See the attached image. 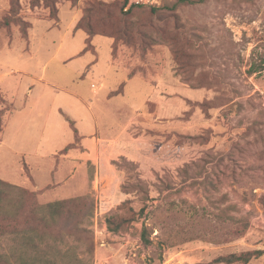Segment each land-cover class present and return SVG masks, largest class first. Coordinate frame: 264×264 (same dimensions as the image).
Segmentation results:
<instances>
[{
	"label": "rangeland",
	"instance_id": "rangeland-1",
	"mask_svg": "<svg viewBox=\"0 0 264 264\" xmlns=\"http://www.w3.org/2000/svg\"><path fill=\"white\" fill-rule=\"evenodd\" d=\"M174 1L0 0L12 260L26 248L28 264H264V0ZM131 4L143 7L124 14ZM111 16L125 34H110ZM69 142L86 153L49 179L71 148L49 153ZM64 200L46 227L40 206Z\"/></svg>",
	"mask_w": 264,
	"mask_h": 264
},
{
	"label": "trees",
	"instance_id": "trees-1",
	"mask_svg": "<svg viewBox=\"0 0 264 264\" xmlns=\"http://www.w3.org/2000/svg\"><path fill=\"white\" fill-rule=\"evenodd\" d=\"M196 1H203V0H176L173 2V4L171 5L172 9L175 8L178 4H182V3H194ZM127 4V2L125 1L124 2V5ZM133 7H143V5H140V4H131L127 10H126V13L124 14H130L131 10ZM52 8L54 10H56V7L55 5L52 6ZM124 8V6H123ZM150 10L153 14H156L157 13V10H158V7H154V6H150ZM113 16L109 17V20H108V25L110 26V30L111 31V35H113L114 33H123V30H126L127 31V24L129 23L126 19V17H124L122 20H121V23H123V27H119L117 25V23L112 19ZM162 21H165L167 19V17H162ZM78 28H81L80 25H77L75 27V29H78ZM87 34L90 35L92 34L90 29H87ZM105 32V31H103ZM101 32V33H103ZM100 33V34H101ZM137 34L139 36H142L141 35V32H138L137 30ZM133 41L131 37L129 36H126V42L129 43H135L136 42H131ZM70 122V125L73 129V132H74V138L77 139L78 138V131L75 127H73V123L71 121ZM1 131V130H0ZM74 147V143H69L68 145H66L62 151L63 152H66L69 148H73ZM102 164H103V161L100 160L99 161V167L101 168L102 167ZM3 186H6V187H10L12 186V188H15V186L13 185H8V184H5L3 182L2 179H0V239L2 236H5V235H13L14 238H19V240L21 239L19 237V233L20 231L17 229V225L20 223V220L16 217V214L15 213H11V212H8V211H3L2 208H3ZM16 189L18 190H21L23 195H28L29 198H31L32 196V193H28L26 192L25 190L21 189V188H17ZM72 202L74 200H68V201H55V202H50V203H47V204H44V205H41L40 208H42L44 210L43 212V215L41 216V220L45 223H47L46 227H48V223H49V220L50 219H53L55 221H58L60 218L63 217L64 215V211H68L69 208H68V203L69 202ZM31 205L28 203L27 206L25 208H29ZM30 211V210H29ZM46 211L48 213L51 214V216L49 214H46ZM108 225H109V228L111 230H117L119 228V226L117 225H113V223L110 221V219L108 220ZM143 236V239L145 238L144 237V234H142ZM23 241L22 243L26 244L27 246H34V241H33V238H32V235L30 234L29 231L25 230L24 231V235H23ZM35 247V246H34ZM92 247H90L88 249V251L90 253H92ZM260 253V251L256 250V251H244V252H240V253H231L227 256H224V257H219L220 259L219 260H222V261H226V262H236V261H243V262H247L249 259H250V256L253 255V254H258ZM12 257H13V260L9 257L8 254H6L5 252L1 251L0 250V264H28L29 262V258L31 257V255L26 251V248L25 249H15L13 250V253H12ZM32 260V258H31Z\"/></svg>",
	"mask_w": 264,
	"mask_h": 264
},
{
	"label": "crops",
	"instance_id": "crops-1",
	"mask_svg": "<svg viewBox=\"0 0 264 264\" xmlns=\"http://www.w3.org/2000/svg\"><path fill=\"white\" fill-rule=\"evenodd\" d=\"M12 115H13V113H11L10 115H9V118L8 119H10L11 117H12ZM8 119H7V121H6V123H5V125H4V129H2V131H1V140H0V144H2L3 143V134L7 131V125H8ZM78 131V130H77ZM79 132V131H78ZM80 134V133H79ZM87 134H81V136H82V138H81V145L82 146H84V144H85V142H87L88 140H90V137L88 136H86ZM88 135H93V134H90V133H88ZM70 143V142H69ZM67 144L65 143V145L64 146H66ZM64 146L63 145H61L60 147H59V149H57V150H55V151H53V152H48L49 154H53V153H56L57 151H59V150H61L62 148H64ZM77 150V151H76ZM86 153V150L85 151H81L80 149H74V148H71V149H69L66 153H64V154H62V158H60V162H61V165H59V168L57 169V170H53V174H52V172H50V171H48L49 172V179H51V177H53V178H55V179H59V177H63V176H65V174H66V168H67V170H68V168H72L73 167V165L75 164V163H78V160H80L79 158L80 157H82L84 154ZM43 158H44V156H43ZM45 158H46V154H45ZM48 162V164H49V161H47ZM2 171H3V173H5L6 171H5V168L3 167V169H2ZM71 171H73L72 169H71ZM7 173V172H6ZM8 174V173H7ZM75 171H73V174L71 175V177L72 176H75ZM3 178H6V179H8V177H7V175H5V176H3ZM9 180V179H8ZM78 181V180H77ZM9 182H11V183H13V184H15L14 183V181H12V180H9ZM58 182V181H57ZM74 179H69V178H66L65 180H64V183H60V188H61V190L64 188H66V190L65 191H72V190H74L75 189V186H74ZM57 184H59V182L57 183ZM42 187H41V185L40 184H38V183H36V185H34V189L35 190H40ZM60 190V191H61ZM47 195H50L49 193H47ZM39 196H41V198H44L45 196H46V194L45 193H40L39 194Z\"/></svg>",
	"mask_w": 264,
	"mask_h": 264
}]
</instances>
